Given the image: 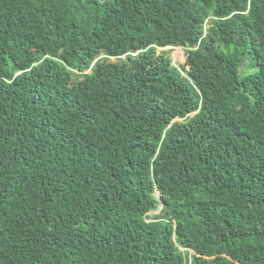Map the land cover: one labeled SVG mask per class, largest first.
<instances>
[{
	"label": "trees",
	"instance_id": "1",
	"mask_svg": "<svg viewBox=\"0 0 264 264\" xmlns=\"http://www.w3.org/2000/svg\"><path fill=\"white\" fill-rule=\"evenodd\" d=\"M0 264H264V0H0Z\"/></svg>",
	"mask_w": 264,
	"mask_h": 264
},
{
	"label": "rangeland",
	"instance_id": "2",
	"mask_svg": "<svg viewBox=\"0 0 264 264\" xmlns=\"http://www.w3.org/2000/svg\"><path fill=\"white\" fill-rule=\"evenodd\" d=\"M183 49L184 48H182V47H174L172 49H170L169 47H164V48H161V49L157 48L156 51L159 52V51H162V50H164V51L170 50L169 51V55H170V57L172 59V64H176V63H183L185 61L186 55H185V51ZM154 213H156V211Z\"/></svg>",
	"mask_w": 264,
	"mask_h": 264
},
{
	"label": "water",
	"instance_id": "3",
	"mask_svg": "<svg viewBox=\"0 0 264 264\" xmlns=\"http://www.w3.org/2000/svg\"><path fill=\"white\" fill-rule=\"evenodd\" d=\"M155 194H156V197L159 199V195H158V192H157V191L155 192ZM160 207H161V206H160ZM160 207H159V209H160ZM159 209H158V210H159ZM158 210H157V211H158ZM157 211H156V212H157Z\"/></svg>",
	"mask_w": 264,
	"mask_h": 264
},
{
	"label": "clouds",
	"instance_id": "4",
	"mask_svg": "<svg viewBox=\"0 0 264 264\" xmlns=\"http://www.w3.org/2000/svg\"><path fill=\"white\" fill-rule=\"evenodd\" d=\"M205 27H206V25H205ZM166 47H169L170 49H172V48H174V47H172V46H166ZM164 48V47H163ZM183 48V47H182ZM161 49V48H160ZM184 50V49H183ZM186 55V54H185ZM178 120H179V118H178Z\"/></svg>",
	"mask_w": 264,
	"mask_h": 264
}]
</instances>
